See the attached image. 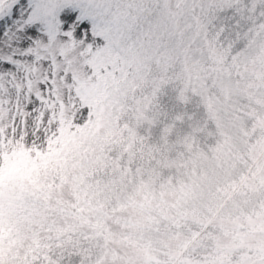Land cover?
I'll return each mask as SVG.
<instances>
[{"label":"snow or ice","instance_id":"1","mask_svg":"<svg viewBox=\"0 0 264 264\" xmlns=\"http://www.w3.org/2000/svg\"><path fill=\"white\" fill-rule=\"evenodd\" d=\"M0 264H264V0H0Z\"/></svg>","mask_w":264,"mask_h":264},{"label":"trees","instance_id":"2","mask_svg":"<svg viewBox=\"0 0 264 264\" xmlns=\"http://www.w3.org/2000/svg\"><path fill=\"white\" fill-rule=\"evenodd\" d=\"M189 111H190V112L195 111L194 106H191V107L189 108ZM189 130H190V129H188L187 126H185L184 131H189Z\"/></svg>","mask_w":264,"mask_h":264}]
</instances>
